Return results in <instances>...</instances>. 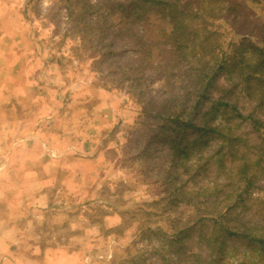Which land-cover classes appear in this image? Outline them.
Segmentation results:
<instances>
[{
	"label": "rangeland",
	"instance_id": "374dc122",
	"mask_svg": "<svg viewBox=\"0 0 264 264\" xmlns=\"http://www.w3.org/2000/svg\"><path fill=\"white\" fill-rule=\"evenodd\" d=\"M113 1L124 2L0 0L31 45L35 98L15 106L25 121L20 134L38 132L49 156L38 160L41 171L17 175L15 189L0 202V215L17 223L14 262L125 264L122 250L136 230L128 209L166 196L150 207L161 213L151 221L190 226L188 250L211 264H264V243L214 233L211 226L226 208L221 224L264 241V69H258L264 0H187L186 32L176 43L158 7L143 23L130 24ZM213 42L217 53L208 52ZM233 43L245 46L250 81L235 74L228 81L222 72L194 114L180 118L199 126L207 107L225 102L215 122L229 137L187 129L178 159L164 137L172 112L190 111L202 89L199 78ZM117 224V234L108 232ZM211 233L210 243L200 237ZM185 261L180 264H191ZM144 264L165 263L149 253Z\"/></svg>",
	"mask_w": 264,
	"mask_h": 264
},
{
	"label": "trees",
	"instance_id": "16d2710c",
	"mask_svg": "<svg viewBox=\"0 0 264 264\" xmlns=\"http://www.w3.org/2000/svg\"><path fill=\"white\" fill-rule=\"evenodd\" d=\"M187 4V0L184 2H181L180 0H124V2L113 1L112 6L115 9H119V11L126 10L121 13L124 17H126V22L130 24L139 21H142L143 23L145 20H147L146 14L155 7H158V9L163 12V19L169 23L170 28L172 29L171 35L174 37L172 40L173 43H176V39L183 37L186 32L185 27L187 28V26L184 23L186 17L183 15V13L187 7ZM89 5L91 6V4ZM203 39L209 41L211 40V35L208 36V34H205ZM211 45L212 46H210L208 52H216L215 49H217L219 43L213 42ZM231 48L232 49L229 50L228 47H225L224 50H220V60H218V62L214 64L209 71H206L203 74V78H199L198 87L202 89L196 96L190 111H186V109H183V107H178L173 110L174 112H172L174 115L170 121L172 127L169 130L170 133L168 135L165 134L164 137L168 141L171 155L175 154L178 159L182 154H185V151H183L184 148L179 146L182 139L180 134L187 129L195 130L200 134V136L211 134L217 135L219 137H229V131H222L220 124L215 122V119L217 118L220 111V104L227 106V103L216 102L217 104L207 107V109H205L200 115L202 122L199 126L192 121L190 116L194 114L193 112L195 109L201 106L202 101L205 99L204 93L214 84H216L217 79L222 72L227 73L228 81L232 79L230 78V75L232 74L243 77L245 82L250 81V76L244 74L243 72L244 68L250 67L249 62L245 60V46L243 44L241 45L233 43ZM251 49L258 50V54L262 53V50L259 51L260 49L255 46H252ZM258 66H260L258 69H264V60H258ZM184 112L190 116L185 120H180L181 114ZM243 174L245 173L243 172ZM172 193H174V191L169 192V196L172 195ZM165 198L166 196H163L162 198L160 197L159 200L148 202L144 205L145 207L140 206L134 207L131 210L128 209L132 215L131 218H134L136 230L133 234L130 244L122 250V253H125L126 255L124 258L125 264H144L146 261V255L149 253L156 255L160 261L165 264H180L183 260H186L185 262L188 261L187 263L191 264H211L212 259L205 261L199 257L200 253H193L188 250V247L186 248L185 238H187L190 233V226H180L179 224H176L174 220H168L169 222H162L160 224H156L155 221H151L152 217H156L157 215L159 216L161 213L157 212L156 210H152L150 207H153L159 202L164 201ZM166 205L167 204L163 205V209L167 208ZM136 211L142 212L141 217H135ZM224 214H227L226 208L224 209ZM224 214L222 212H218L217 215L212 216L213 220L211 226L216 227L212 230L214 233H223L224 236L230 237L240 236L248 239L251 242H256L258 244L264 243L262 238L250 236L249 234L243 235L221 224L219 217H222ZM122 219L123 217L121 220ZM121 224H117L114 227L108 229V232L117 234ZM214 233H211V237L209 238H206L205 234L201 235L200 237L201 239H206V241L210 243V239H212V241L214 240ZM153 239H156L157 244H153ZM142 242H145V244L139 247L138 243Z\"/></svg>",
	"mask_w": 264,
	"mask_h": 264
},
{
	"label": "crops",
	"instance_id": "0c3cea01",
	"mask_svg": "<svg viewBox=\"0 0 264 264\" xmlns=\"http://www.w3.org/2000/svg\"><path fill=\"white\" fill-rule=\"evenodd\" d=\"M22 29L15 12L0 8V202L15 189L17 175L24 169L41 171L43 162L38 160L47 161L49 158L44 148L45 139L40 138L38 132L29 138L20 134L25 121L18 116L15 106H27L35 98L31 45ZM23 149L27 152L24 153ZM29 152L35 153V159H27ZM3 179L6 180L4 183L1 182ZM6 204L11 210L12 201L8 200ZM7 214L0 215V264H16L12 240L17 234V223Z\"/></svg>",
	"mask_w": 264,
	"mask_h": 264
}]
</instances>
